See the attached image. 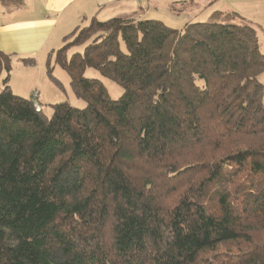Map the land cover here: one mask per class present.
I'll list each match as a JSON object with an SVG mask.
<instances>
[{
	"label": "trees",
	"instance_id": "1",
	"mask_svg": "<svg viewBox=\"0 0 264 264\" xmlns=\"http://www.w3.org/2000/svg\"><path fill=\"white\" fill-rule=\"evenodd\" d=\"M12 61L0 51V77ZM52 64L86 107L51 104L48 116L3 80L0 264H264V53L253 25L94 18L47 60L62 89Z\"/></svg>",
	"mask_w": 264,
	"mask_h": 264
},
{
	"label": "crops",
	"instance_id": "2",
	"mask_svg": "<svg viewBox=\"0 0 264 264\" xmlns=\"http://www.w3.org/2000/svg\"><path fill=\"white\" fill-rule=\"evenodd\" d=\"M246 1L251 6L245 7L239 1L231 0L223 5V9L243 19L264 15V0ZM104 6V0H0V51L12 55L15 61L12 71L2 74L1 89L5 86L3 80L8 78L7 86L14 94L27 99L38 97L39 103V98L42 101L49 99V93L53 91L51 86L57 87L51 81L52 85L47 83L45 78H48L41 71L40 62L46 61L47 67L48 58L54 56L62 43L64 45V38L81 23L97 19L105 12ZM25 58L34 59L36 64L24 65L22 59ZM35 68H38L37 74ZM14 70L17 73H12ZM19 74L21 80L12 78Z\"/></svg>",
	"mask_w": 264,
	"mask_h": 264
},
{
	"label": "rangeland",
	"instance_id": "3",
	"mask_svg": "<svg viewBox=\"0 0 264 264\" xmlns=\"http://www.w3.org/2000/svg\"><path fill=\"white\" fill-rule=\"evenodd\" d=\"M242 6H251L248 5L246 0H236ZM105 2V12L101 13L97 18L100 22H106L113 18L118 17H129L132 16L136 20H159L165 23V25L174 28L182 29L188 23H201V22H226V23H243L249 20V24L255 26L258 32V39L260 42V51L264 53V15H256L254 17H246L243 19L240 15L234 17L232 11L224 10L223 5L227 2L230 3L231 0H122V1H106ZM261 6V5H260ZM245 14V13H244ZM128 15V16H127ZM246 15V14H245ZM229 19V20H228ZM90 20L85 21L80 24V28L86 27L89 25ZM254 22V23H252ZM248 23V22H246ZM63 43L60 45L62 47ZM123 46V45H122ZM82 47H72L69 49L67 55L70 58L75 53H81L83 50ZM54 54V53H53ZM14 58L12 61V69L14 65ZM46 61H41L39 67L42 72L46 73ZM11 69V71H12ZM37 69H34V72L37 74ZM54 75L61 81L63 84L62 89L54 88L52 93H49V99L40 100L38 102V97H34L39 108L50 116L52 110L49 104H57L60 102H68L71 106L79 109L86 107V102L82 99H79L75 96L70 87V77L66 71H64L59 66L54 64ZM6 72L3 71L2 74ZM12 73H17L14 70ZM2 76V75H1ZM84 76L90 79L101 80L107 88L109 96L116 100L120 98L124 92L123 88L111 81L108 78L103 77L99 72L92 68H87L84 72ZM13 79H22V76L16 75L12 76ZM0 77V82L1 81ZM49 85H52L50 80L46 79ZM259 82L264 85V72L258 76ZM20 88V86H19ZM0 86V91H1ZM30 99V98H28ZM43 102V103H42Z\"/></svg>",
	"mask_w": 264,
	"mask_h": 264
},
{
	"label": "built area",
	"instance_id": "4",
	"mask_svg": "<svg viewBox=\"0 0 264 264\" xmlns=\"http://www.w3.org/2000/svg\"><path fill=\"white\" fill-rule=\"evenodd\" d=\"M107 1L112 2V1H122V0H107ZM35 107L37 111H40V108L37 103H35Z\"/></svg>",
	"mask_w": 264,
	"mask_h": 264
},
{
	"label": "bare ground",
	"instance_id": "5",
	"mask_svg": "<svg viewBox=\"0 0 264 264\" xmlns=\"http://www.w3.org/2000/svg\"><path fill=\"white\" fill-rule=\"evenodd\" d=\"M37 103V102H36Z\"/></svg>",
	"mask_w": 264,
	"mask_h": 264
}]
</instances>
